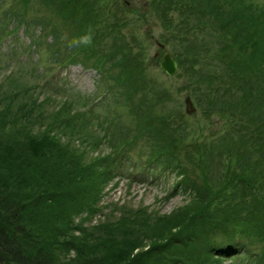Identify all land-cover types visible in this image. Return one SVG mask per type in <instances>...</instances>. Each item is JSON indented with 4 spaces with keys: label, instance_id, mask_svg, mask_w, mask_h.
Returning a JSON list of instances; mask_svg holds the SVG:
<instances>
[{
    "label": "trees",
    "instance_id": "trees-1",
    "mask_svg": "<svg viewBox=\"0 0 264 264\" xmlns=\"http://www.w3.org/2000/svg\"><path fill=\"white\" fill-rule=\"evenodd\" d=\"M19 1L25 7L38 1L54 7L57 0ZM147 1L161 26L175 28V36L181 37L184 49H172L184 74L188 67L186 89L191 87L205 115L198 136L209 128L214 113H222L223 119L217 116L220 142L215 146L212 141L210 154L205 149L197 160L190 158L191 168L185 163L176 142L189 124L174 123L180 130L174 133V119L156 115L164 100L155 83L132 82L139 73L132 48L121 45V38L115 37L116 44L106 41L123 25L113 20L106 24L109 32L94 31L98 38L91 46L58 59L92 61L107 82L112 76L123 104L137 118L133 134L130 127L122 133L112 122L94 127L69 102L51 107L49 96L40 100L28 87L0 85V264H216L227 257L258 256L250 242L252 231L223 219L241 209L264 216V9L251 0ZM64 2L55 8L60 17L69 14ZM14 8H2L0 23L9 15L23 20ZM145 15L138 16L143 20ZM49 81L40 88L63 92ZM152 106H157L154 113ZM102 134L122 142L116 155L93 158V140ZM139 135L147 139L155 159L146 168L158 166L182 177L187 203L164 214L142 207L125 211L120 219L85 226L80 216L101 209L104 188L123 172L129 146L137 144Z\"/></svg>",
    "mask_w": 264,
    "mask_h": 264
},
{
    "label": "rangeland",
    "instance_id": "rangeland-1",
    "mask_svg": "<svg viewBox=\"0 0 264 264\" xmlns=\"http://www.w3.org/2000/svg\"><path fill=\"white\" fill-rule=\"evenodd\" d=\"M61 1L57 0L54 7H50L48 3L42 1L25 7L19 0H4L0 11L2 8L15 6L14 10L22 13L23 20L18 21L14 15H9L0 23V34L2 35L0 37V85L5 89L6 87L23 89L28 87L36 97L40 96L38 98L40 100L44 99V96H49L50 101H53L51 107L69 102L78 113L76 115L78 117L82 115L85 121L90 118L88 120L92 121L89 122L93 123L94 127L106 126L112 122L116 126L118 125V128L122 127V133H124V128L128 130L130 127L129 131L133 134L137 129V118L131 114V108L126 106L125 102L123 104L122 90L116 87V80L113 81V77L108 74L112 81L107 82L106 77L108 76L103 75L92 61L70 62L64 56L58 59L59 54L65 55V53L77 49L69 48L65 37L68 40L78 37L89 26L93 32L104 31L107 33L110 30L107 29L106 24L112 23L113 20H119L118 23L123 24L122 27L113 35L111 33L107 36L106 41L113 44L117 41L115 37L121 38V42L118 41L121 45L126 43L130 49L132 48L131 51L137 60L135 67L139 72L132 82L137 84L139 80H142L156 84L155 88L162 95L159 99L164 100L162 107L165 109L164 111L161 108L156 115L166 114L170 119H174V122L171 123V127H174H170L172 132L179 133L180 131L176 129L174 123H182L184 120L185 124H189L187 128H184L187 131L185 137L183 136L176 142L178 149H181L183 158L185 157V163L191 168L190 158L197 160L199 152L205 149V154L207 155L208 152L210 154L212 141H215L213 143L215 146L220 142L217 137L222 129V123L217 116L219 114L220 119H223L224 116L222 113H214L212 121L208 125L209 128L205 127L206 130L198 136L201 126L202 128L205 126V115L202 108L198 106L195 96L191 94V87L186 89L190 83L186 77L188 76V67L184 74L180 60L176 58L172 49V45H177V49L180 51L184 49L180 41L181 37L175 36V28L170 30L168 26H161L160 20L155 17V12L148 6L149 1L99 0V3H95L93 0H74L69 5V0H65L63 10L64 13L69 14L60 17L56 14L55 8ZM251 1L255 2L259 9H264V0ZM66 4L67 6H65ZM144 11L147 15L142 20L138 15L139 13L143 14ZM53 24H56V27H53ZM58 37L61 40L56 43L54 39ZM93 38L98 37L95 34ZM158 42L164 43L177 59L179 74L183 73V76H179V74L168 76L161 69L160 64L165 51ZM101 67L103 68V66ZM49 80L54 81L56 88H63V92L56 94L49 88L42 90L40 86H47L49 83L46 82ZM128 84L131 83L128 81ZM109 87L115 89L109 92ZM111 95L117 100L113 99ZM187 96L191 97L196 106L193 114L186 112L185 98ZM136 102L138 103L139 99ZM92 108L93 110H90ZM149 108L154 113L157 106ZM215 120L219 126L211 125ZM103 121L106 122V125ZM103 128H105L103 133H106L107 128ZM100 132L102 133V131ZM110 133L109 130L107 134ZM101 137L100 141L93 140L94 148L91 150L93 158L116 155L115 147L122 141L112 135L111 138L106 139H103V134ZM137 140L139 141L133 148L129 146L130 160L127 161L125 167H121L123 172L111 178L104 188L103 196L98 203L101 209L95 214L84 213L80 216L79 219L85 220H83L85 226L98 225L110 218L117 220L123 216L125 211H134V209L142 207L149 208V212L156 211L164 214L187 203L189 193L181 185L182 177L158 166L146 168V164L149 162L151 164L155 159L151 157V148L147 145V139L140 136ZM191 142H195L197 145L190 146ZM199 146H202V149ZM197 162H195L196 165ZM200 170L197 168L194 171L200 174ZM199 179L202 182L205 181L203 176ZM227 217L223 221L234 225L239 224L238 228L243 227L252 231L250 242L256 247L258 256H254V258H251V255L248 257L246 255L227 257L222 258L216 264H257L258 260L264 264V216L261 219L256 214L241 209L237 215L231 212ZM244 224L253 226H243Z\"/></svg>",
    "mask_w": 264,
    "mask_h": 264
},
{
    "label": "water",
    "instance_id": "water-1",
    "mask_svg": "<svg viewBox=\"0 0 264 264\" xmlns=\"http://www.w3.org/2000/svg\"><path fill=\"white\" fill-rule=\"evenodd\" d=\"M161 48L165 51L164 57L162 59V62L160 64L161 69L166 72V74L169 76H176L179 73V64L177 59L173 56L171 51L166 48V45L164 43L158 42ZM159 55V53H157ZM186 103V112L188 114H193L196 110V106L194 102L191 100L190 96H187L185 98Z\"/></svg>",
    "mask_w": 264,
    "mask_h": 264
},
{
    "label": "clouds",
    "instance_id": "clouds-1",
    "mask_svg": "<svg viewBox=\"0 0 264 264\" xmlns=\"http://www.w3.org/2000/svg\"><path fill=\"white\" fill-rule=\"evenodd\" d=\"M93 36L94 32L91 26H89V28L80 36L73 37L70 40H68L67 37H65V39L67 40V46L69 48H80L91 46L93 43Z\"/></svg>",
    "mask_w": 264,
    "mask_h": 264
}]
</instances>
